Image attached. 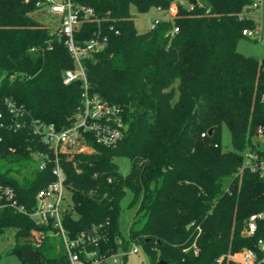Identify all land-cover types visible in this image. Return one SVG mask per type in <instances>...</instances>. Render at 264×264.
Wrapping results in <instances>:
<instances>
[{
	"label": "trees",
	"instance_id": "1",
	"mask_svg": "<svg viewBox=\"0 0 264 264\" xmlns=\"http://www.w3.org/2000/svg\"><path fill=\"white\" fill-rule=\"evenodd\" d=\"M45 1L0 0V111L7 117L3 100L12 97L34 119L61 129L80 105L83 82L63 84V72L74 63L64 42L33 17ZM176 1L79 0L95 10L108 35L105 50L84 62L89 91L123 109L126 136L116 148L89 140L93 152L61 155L73 203L63 224L71 238L96 227L107 255L134 242L149 264H216L229 252H258L264 241V219L254 236L243 235L250 216L264 213V179L239 174L246 152L264 155L254 142L258 130L264 132V58L237 49L248 39L243 31L255 25L252 0H185L195 9L179 6L175 36L168 35V21L146 33L136 30L132 10H167ZM97 29L86 23L77 39ZM14 81L25 90L12 89ZM223 127L231 134L229 151L222 147ZM25 133L2 131L0 179L32 211L37 193L54 178L50 168L28 174L7 168L32 161ZM117 158L132 164L126 177ZM128 192L136 215L126 241L120 218ZM195 226L201 228L198 256L190 249ZM8 228L16 229L20 243L13 253L23 264H68L54 243L35 248L23 241L34 229L46 230L29 217L1 212L0 234Z\"/></svg>",
	"mask_w": 264,
	"mask_h": 264
},
{
	"label": "built area",
	"instance_id": "2",
	"mask_svg": "<svg viewBox=\"0 0 264 264\" xmlns=\"http://www.w3.org/2000/svg\"><path fill=\"white\" fill-rule=\"evenodd\" d=\"M184 1L177 0L167 10L162 7L154 9L157 13L163 14V17L150 18L149 29L154 30L161 22L168 21L173 24L168 35L175 36L179 28L173 21L179 6L189 11L195 9L193 4ZM262 3V0H252L251 8L253 11L259 10ZM37 8L38 10L46 9L55 22L58 21V27H49L50 36L53 40L64 42L73 60L74 69L63 72V84L71 85L75 81H82L83 95L76 112L68 119V125L61 129L55 124L34 119L14 98L7 97L3 100L8 115L5 117L0 111V144L3 141L2 131H10L14 134L26 131L28 138L25 150L30 153L31 162L37 163L28 173L41 172L50 168L54 180L37 193L34 208L29 211L19 204L14 187L0 179V213L6 210L14 211L32 219L36 226L46 229H34L27 238L23 239L35 248H40L49 238H61L68 264H125L127 257L140 253L141 249L134 242L130 251L107 255L100 251L104 237L96 227L82 232L76 238H71L63 224V217L73 210V203L69 204L66 200L69 193L61 155L93 152L94 149L90 146L89 140L103 148H116L126 136L123 109L118 105L109 104L97 94L90 93L84 66L87 59L101 53L107 47L106 29L102 27V21L97 17L95 10L80 3L79 0H62L61 3L46 0L44 3H38ZM86 23H96L98 29L89 39L82 41L77 39V36ZM110 31H113V27H110ZM243 35L258 42L263 40L261 26L256 23L252 29L244 30ZM258 134L264 139L261 128ZM10 151L15 153L16 148H11ZM243 171L260 175L264 179V155L246 152L239 174ZM262 219H264V213L250 216L243 235L254 236L258 222ZM195 232L197 235L190 249L195 256H198L200 249L197 239L201 235L200 226H195ZM258 252L253 249H244L227 254L217 262L218 264H264V241L259 242Z\"/></svg>",
	"mask_w": 264,
	"mask_h": 264
},
{
	"label": "rangeland",
	"instance_id": "3",
	"mask_svg": "<svg viewBox=\"0 0 264 264\" xmlns=\"http://www.w3.org/2000/svg\"><path fill=\"white\" fill-rule=\"evenodd\" d=\"M56 3H61L62 0H53ZM186 3V1H184ZM132 15L134 18L135 28L139 33H146L149 31L150 18L152 17H163V14L157 13L154 9L147 14H141L137 10H132ZM260 16V13L257 12V16ZM33 17L39 21L41 24L50 27H58V21L52 18V16L46 11V9L38 10L33 14ZM263 26V22L261 23ZM262 41L258 42L252 39H242L237 45L238 51L245 56H253L256 58H264V33H262ZM255 144L258 146L259 150L264 152V139L262 137L257 138ZM222 147L225 151L232 150V141L231 134L227 127H223L222 132ZM91 153V152H90ZM116 165L118 166L119 173L126 177L131 172L132 164L127 158H117L115 160ZM36 162H27V164L18 165L16 163H11L7 165V168L14 170L16 173L20 172L21 174H28V171L36 166ZM132 198L131 193H127L126 197L121 203V218H120V233L121 236L129 241L130 228L132 226L136 212L134 209H129L128 205ZM67 202L72 203L71 197L68 194L66 196ZM49 243H54L56 246V251L58 253L64 251V244L61 238H49ZM20 243L16 238V229L8 228L4 231L3 234H0V264H23L13 253L16 245ZM141 250L137 255H132L128 257L127 264H149L146 254L143 252L140 245H137ZM133 247V242L129 243L128 251ZM119 251L118 253H121ZM200 253V252H199ZM233 254V253H228ZM227 255V254H225ZM219 257L217 260L221 259L223 256ZM216 260V264H218Z\"/></svg>",
	"mask_w": 264,
	"mask_h": 264
},
{
	"label": "crops",
	"instance_id": "4",
	"mask_svg": "<svg viewBox=\"0 0 264 264\" xmlns=\"http://www.w3.org/2000/svg\"><path fill=\"white\" fill-rule=\"evenodd\" d=\"M262 7L259 10L253 11L250 18L254 21V23L261 26L262 33H264V0H262ZM257 12L260 13V16H257ZM263 22V26L261 23Z\"/></svg>",
	"mask_w": 264,
	"mask_h": 264
},
{
	"label": "water",
	"instance_id": "5",
	"mask_svg": "<svg viewBox=\"0 0 264 264\" xmlns=\"http://www.w3.org/2000/svg\"><path fill=\"white\" fill-rule=\"evenodd\" d=\"M11 87H12V89L17 90V91H24L25 90V87L16 81L12 82Z\"/></svg>",
	"mask_w": 264,
	"mask_h": 264
}]
</instances>
